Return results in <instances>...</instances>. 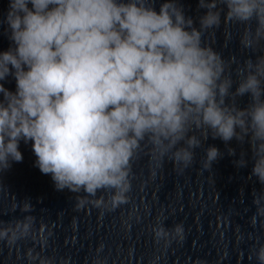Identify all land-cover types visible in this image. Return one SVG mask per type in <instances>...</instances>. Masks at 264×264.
Wrapping results in <instances>:
<instances>
[{
  "label": "clouds",
  "instance_id": "obj_1",
  "mask_svg": "<svg viewBox=\"0 0 264 264\" xmlns=\"http://www.w3.org/2000/svg\"><path fill=\"white\" fill-rule=\"evenodd\" d=\"M219 5L225 23L245 25L241 44L255 50L264 41V0H198L206 9L199 28L178 0H164L159 11L155 0H9L3 23L12 46L0 52V81L11 76L16 87L0 83V172L21 162L19 144L31 141L35 166L57 190L87 194L77 195V208L114 209L128 202L131 162L142 142L153 160L170 153L186 168L192 149L211 135L225 143L247 139L251 174L264 185V55L236 69L233 91L231 58L202 41L221 23ZM246 95L240 108L236 99ZM219 156L217 147L207 148L204 167ZM100 190L112 191L107 201L89 199ZM254 203L264 216L260 198ZM32 223L28 216L0 227V241L14 245ZM153 231L166 245L184 238L180 224L169 231L158 223ZM43 232L41 226L42 241ZM256 255L264 264V246Z\"/></svg>",
  "mask_w": 264,
  "mask_h": 264
}]
</instances>
